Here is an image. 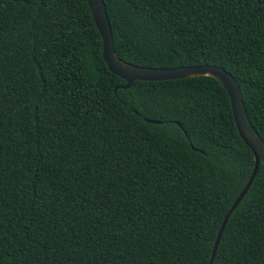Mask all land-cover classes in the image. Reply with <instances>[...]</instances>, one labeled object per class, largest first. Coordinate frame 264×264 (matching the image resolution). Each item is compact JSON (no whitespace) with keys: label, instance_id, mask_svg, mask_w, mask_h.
I'll return each mask as SVG.
<instances>
[{"label":"trees","instance_id":"1","mask_svg":"<svg viewBox=\"0 0 264 264\" xmlns=\"http://www.w3.org/2000/svg\"><path fill=\"white\" fill-rule=\"evenodd\" d=\"M102 1L120 60L222 67L264 142V0ZM123 84L86 0H0V264L208 263L253 164L228 95ZM211 264H264L262 163Z\"/></svg>","mask_w":264,"mask_h":264},{"label":"water","instance_id":"2","mask_svg":"<svg viewBox=\"0 0 264 264\" xmlns=\"http://www.w3.org/2000/svg\"><path fill=\"white\" fill-rule=\"evenodd\" d=\"M86 4L101 39V57L105 62L107 69L112 74L124 81V84L121 86L122 89L128 88L135 80L160 81L206 75L216 79L222 85L228 95L230 110L236 132L244 144L250 149L253 164L245 183L233 199L231 205L225 211L220 221L212 244L209 261L207 263L211 264L225 223L231 211L236 207L243 195L248 190L252 179L257 172L259 163L264 165V142L258 136L246 116L239 86L230 73L225 71L222 67L216 65H181L169 68L146 67L128 64L120 60L113 51L110 26L103 1L86 0Z\"/></svg>","mask_w":264,"mask_h":264}]
</instances>
